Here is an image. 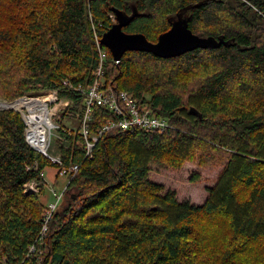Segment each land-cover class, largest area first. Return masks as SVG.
I'll list each match as a JSON object with an SVG mask.
<instances>
[{"label":"trees","instance_id":"16d2710c","mask_svg":"<svg viewBox=\"0 0 264 264\" xmlns=\"http://www.w3.org/2000/svg\"><path fill=\"white\" fill-rule=\"evenodd\" d=\"M186 6H195L185 13L194 35L226 44L169 59L129 51L118 63L103 46L106 84L173 129H111L85 159L75 87L89 85L97 68L93 32L113 25L111 8L135 10L123 32L155 43ZM50 91L71 102L54 118V149L79 169L42 255L26 262L46 207L24 186L36 180L42 193L39 171L56 167L26 143L20 114L0 110V264H264V0H0V99ZM111 118L95 107L91 135ZM185 165L221 167L201 205L149 179L152 167Z\"/></svg>","mask_w":264,"mask_h":264},{"label":"built area","instance_id":"2783aa9c","mask_svg":"<svg viewBox=\"0 0 264 264\" xmlns=\"http://www.w3.org/2000/svg\"><path fill=\"white\" fill-rule=\"evenodd\" d=\"M110 17L112 18V23L115 24L114 15ZM93 33L98 60L97 68L93 72V77L89 85H78L75 87V91L84 97L78 133L84 142L82 147L84 158L88 160L94 159L93 149L96 143L104 132L111 129H119L121 131L139 129L148 132H158L160 134L173 129V126L165 119L158 117L148 107V104L138 101L128 92L119 90L117 86L106 84L104 77L106 52L100 43L102 36H99L97 32ZM66 84L67 82H64V85ZM70 103L68 100L59 99L55 91H50L39 97L29 96L18 98L11 103H6L12 105L11 107L0 108L1 110H13L20 114L25 125L26 143L31 149L41 154L56 167V177H63L67 180L61 194L56 196V202L66 192L72 177L79 169L78 164L66 165L62 161L59 152L53 146V141L57 138L55 130L58 129V125L54 123V118ZM95 107L104 109L112 118L98 131L97 135L93 136L91 135L89 125L92 119V111ZM65 132L68 135L73 133L71 128L65 129ZM39 176L43 179L44 171H39ZM32 188L34 189V186ZM51 192L55 195L54 190L51 189ZM56 206L57 204H50L48 207L45 206L46 208L40 221L38 234L27 250L26 262H29L35 253L39 256L42 255V251L39 248L46 238L48 224ZM40 263L41 259L39 258L34 264Z\"/></svg>","mask_w":264,"mask_h":264},{"label":"water","instance_id":"95a60500","mask_svg":"<svg viewBox=\"0 0 264 264\" xmlns=\"http://www.w3.org/2000/svg\"><path fill=\"white\" fill-rule=\"evenodd\" d=\"M193 7L195 6H186L181 9L177 17L170 22L169 30L160 34L155 43L147 41L142 34L123 32L122 28L128 26L137 16L135 10L131 15H127L122 11L111 8L116 23L102 35L100 43L107 48L116 63L120 61L124 53L129 51L147 52L158 58L169 59L196 49L219 48L221 45H225L226 42L221 38H201L188 29L185 13ZM189 114L197 115V112L190 108Z\"/></svg>","mask_w":264,"mask_h":264},{"label":"rangeland","instance_id":"374dc122","mask_svg":"<svg viewBox=\"0 0 264 264\" xmlns=\"http://www.w3.org/2000/svg\"><path fill=\"white\" fill-rule=\"evenodd\" d=\"M43 94L34 96L39 97ZM8 105L5 102L2 103V99H0L1 109ZM77 124L75 119H68L64 122V125L73 128ZM220 168V166H215L211 169H198L197 166L185 165L181 170L173 171L159 170L156 167H152L149 179L153 183L164 186L163 194L171 192L175 194L179 201H188L191 204L201 205L208 195V188L214 185ZM42 180V183H44L42 193H40L41 182L36 180L31 181L32 184L31 182L26 184L24 193L26 195H39V201L44 207H48L50 204H59L61 200L56 202V196L61 194L67 180L63 177H56V169L54 167H46L44 169V178ZM33 186L34 189L32 188ZM51 189L55 191V195L51 192Z\"/></svg>","mask_w":264,"mask_h":264},{"label":"bare ground","instance_id":"6f19581e","mask_svg":"<svg viewBox=\"0 0 264 264\" xmlns=\"http://www.w3.org/2000/svg\"><path fill=\"white\" fill-rule=\"evenodd\" d=\"M7 107H11L10 105H8Z\"/></svg>","mask_w":264,"mask_h":264}]
</instances>
